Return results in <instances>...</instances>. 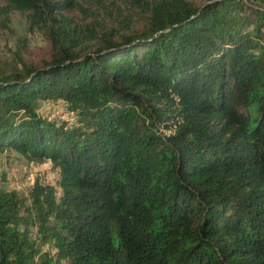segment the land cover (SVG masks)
Here are the masks:
<instances>
[{"label":"trees","instance_id":"1","mask_svg":"<svg viewBox=\"0 0 264 264\" xmlns=\"http://www.w3.org/2000/svg\"><path fill=\"white\" fill-rule=\"evenodd\" d=\"M200 1L0 0L50 47L0 69V152L57 174L0 189V264H264V0Z\"/></svg>","mask_w":264,"mask_h":264},{"label":"rangeland","instance_id":"2","mask_svg":"<svg viewBox=\"0 0 264 264\" xmlns=\"http://www.w3.org/2000/svg\"><path fill=\"white\" fill-rule=\"evenodd\" d=\"M84 6L92 5L94 0H78ZM107 1V0H106ZM112 0H108L110 2ZM199 5L200 0H190ZM114 6L124 8L119 2ZM264 8V5H262ZM0 22V69H10L18 62L40 66L49 59L50 47L39 33L26 31L24 22L18 14H11L8 22ZM38 116L47 120L76 122L73 114L68 113L62 102H40L36 110ZM56 170L49 161L34 162L14 151L4 149L0 152V189L14 190L24 200L34 182L54 186ZM27 203V201H26Z\"/></svg>","mask_w":264,"mask_h":264}]
</instances>
